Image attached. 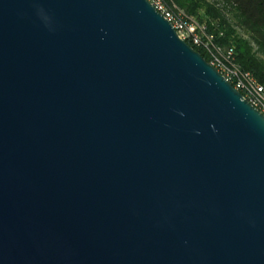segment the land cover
Masks as SVG:
<instances>
[{"label":"water","instance_id":"1","mask_svg":"<svg viewBox=\"0 0 264 264\" xmlns=\"http://www.w3.org/2000/svg\"><path fill=\"white\" fill-rule=\"evenodd\" d=\"M0 264H264V116L147 0H0Z\"/></svg>","mask_w":264,"mask_h":264},{"label":"trees","instance_id":"2","mask_svg":"<svg viewBox=\"0 0 264 264\" xmlns=\"http://www.w3.org/2000/svg\"><path fill=\"white\" fill-rule=\"evenodd\" d=\"M187 17L204 24L218 45L233 49L235 63L264 86V0H172ZM209 62L206 53L190 46Z\"/></svg>","mask_w":264,"mask_h":264},{"label":"built area","instance_id":"3","mask_svg":"<svg viewBox=\"0 0 264 264\" xmlns=\"http://www.w3.org/2000/svg\"><path fill=\"white\" fill-rule=\"evenodd\" d=\"M147 2L170 24L181 41L203 50L209 59L207 63L230 83L249 105L264 116V86L250 73L240 70L235 63L233 49L216 44L207 27L187 17L172 0Z\"/></svg>","mask_w":264,"mask_h":264},{"label":"rangeland","instance_id":"4","mask_svg":"<svg viewBox=\"0 0 264 264\" xmlns=\"http://www.w3.org/2000/svg\"><path fill=\"white\" fill-rule=\"evenodd\" d=\"M207 3H213L215 0H204Z\"/></svg>","mask_w":264,"mask_h":264}]
</instances>
